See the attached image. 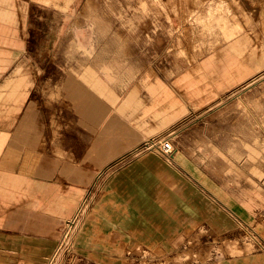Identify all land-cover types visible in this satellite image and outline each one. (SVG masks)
<instances>
[{
	"label": "rangeland",
	"instance_id": "1",
	"mask_svg": "<svg viewBox=\"0 0 264 264\" xmlns=\"http://www.w3.org/2000/svg\"><path fill=\"white\" fill-rule=\"evenodd\" d=\"M18 1L26 8V48L0 66V80L25 77L38 101L20 121L18 87L4 94L9 89L0 84V168L8 153L1 146L39 147L27 152L28 165L38 168L39 177L57 181L72 204L54 217L58 229L91 197L69 264H96L81 256L76 239L100 217L116 223L113 240L134 264H220L231 256L264 255V192L249 179H264V0ZM120 66L128 74L147 67L152 77L171 84L176 101L185 94L187 117L174 124L173 133L155 137L171 141L177 166L165 165L155 151L130 156L133 150L126 149L113 150L106 163L114 160L98 166L97 150L89 156L93 166L85 181H74L56 159L62 148L121 146L114 132L102 140L84 133L94 129L83 119L86 104L91 100L97 110L104 91L100 67ZM212 84L219 91L213 110L204 106ZM45 158L55 162L46 171ZM243 159L246 166L235 165ZM196 160L213 165H187ZM79 183L89 186L87 192ZM2 195L0 190V206Z\"/></svg>",
	"mask_w": 264,
	"mask_h": 264
},
{
	"label": "crops",
	"instance_id": "2",
	"mask_svg": "<svg viewBox=\"0 0 264 264\" xmlns=\"http://www.w3.org/2000/svg\"><path fill=\"white\" fill-rule=\"evenodd\" d=\"M0 1L4 4L3 7L0 5V45L6 47L0 50V66H2V64L15 60L19 52L26 48L24 43L26 8L18 0ZM24 65L26 69V64ZM10 69L11 67L7 70L10 71ZM18 69L19 71L23 69V63H19ZM149 71L146 67L128 74L121 66L113 70L100 67V84L104 91L99 94L97 110L91 106V100L84 108V126L94 129L93 134H90L87 129L84 133L92 136L97 134L102 140L114 132L121 146H66L62 148L65 153L56 159L65 164L62 168L65 175L73 178L74 181H85L93 166L89 162V156L95 151L98 150L97 165L103 163L106 167L114 160L106 163L113 150L130 151L149 138L169 135L175 131L171 130L174 124L187 117L188 105L185 94L182 99L178 96L176 101L171 84L163 78L152 77L148 74ZM25 83V77L0 80V84L9 89L4 90V94L10 93L14 86L18 87V101L22 103V107L15 108V110L22 112L20 121L27 107L38 101V94L34 93L32 98L31 88L25 86ZM211 86H214V90H211L210 102L204 106L211 104V110H213L216 106L213 103L219 100V91L218 84ZM106 91L110 93V98L104 94ZM209 114L212 117L214 112L211 111ZM1 148L2 151L8 153L2 155L3 166L0 168V190L3 192V205L0 206V264H46L56 248L59 237V229L58 225H55L54 217L67 213L72 206L71 200L60 195L57 181L39 177L38 168L28 165V158H31V154L28 157L27 152L39 150V147L6 145ZM11 152H18L14 154L16 160L11 159ZM147 153L150 154V152L143 154ZM158 157L169 167L176 165L174 159L172 162H166L162 157ZM54 164L55 162L49 158L42 161L44 171L52 168ZM187 165L197 168L213 164L196 160ZM235 165L246 166V159H243L241 164L235 161ZM260 166L264 168V162H260ZM72 167L82 169V175L80 172L77 174ZM249 179L259 182L264 192V179L252 178L250 175ZM243 181L245 182L246 179L244 178ZM66 182L72 183L69 180ZM28 187L31 189L28 190ZM88 187L81 183L77 185L79 190L86 189V192ZM206 191L209 192L210 197L216 198L213 191L207 189ZM28 199L34 202L31 203ZM43 199L49 201L43 202ZM60 199L66 201L60 203ZM51 200H54V204ZM231 212L238 215L232 209ZM117 230L116 223L102 220L101 217L99 223L87 222L76 239L81 256L88 262L96 264H134L130 256L123 255L121 252L120 241L113 240V233ZM131 241L133 243L134 240L131 239ZM220 264H264V255L231 256Z\"/></svg>",
	"mask_w": 264,
	"mask_h": 264
},
{
	"label": "built area",
	"instance_id": "3",
	"mask_svg": "<svg viewBox=\"0 0 264 264\" xmlns=\"http://www.w3.org/2000/svg\"><path fill=\"white\" fill-rule=\"evenodd\" d=\"M152 151H155L166 162H172L174 159L175 148L167 137L159 141L153 137L149 138L134 148L129 155L135 156ZM90 204L91 197L88 195L76 207L72 216L61 224L56 248L46 264H69L75 257V237L82 226ZM63 256H66L64 261L62 260Z\"/></svg>",
	"mask_w": 264,
	"mask_h": 264
},
{
	"label": "bare ground",
	"instance_id": "4",
	"mask_svg": "<svg viewBox=\"0 0 264 264\" xmlns=\"http://www.w3.org/2000/svg\"><path fill=\"white\" fill-rule=\"evenodd\" d=\"M155 156V155H154ZM145 159H146V157H145ZM152 159V158H151ZM153 160V159H152ZM145 161V160H144ZM143 162V161H142ZM153 162V161H152ZM163 166V165H162ZM171 167H173L172 165H171ZM143 169V168H142ZM141 170V169H140ZM151 175V174H150ZM134 176H135V174H134ZM131 177V176H130ZM133 178V177H132ZM193 178V177H192ZM162 180V179H161ZM150 181V180H149ZM133 182V181H132ZM171 185H173V184H171ZM177 185V184H176ZM146 186V185H145ZM144 186V187H145ZM160 187H161V185H160ZM147 188H149V187H147ZM159 188V187H158ZM164 188V187H163ZM126 189V188H125ZM173 189H174V187H173ZM145 191V190H144ZM178 191V190H177ZM158 192V191H157ZM160 192V191H159ZM179 192V191H178ZM134 194V193H133ZM136 194V193H135ZM159 194V193H158ZM180 195V194H179ZM124 196V195H123ZM160 196V195H159ZM135 197V196H134ZM154 197V196H153ZM158 199V198H157ZM170 199V198H169ZM136 200V199H135ZM138 200V199H137ZM81 201V200H80ZM161 201H162V199H161ZM166 201V200H165ZM164 201V202H165ZM131 202V201H130ZM136 204V203H135ZM140 204V203H139ZM160 204V203H159ZM168 204H169V202H168ZM172 204V203H171ZM175 204V203H174ZM98 206V205H97ZM161 206H163V205H161ZM98 210V209H97ZM96 210V211H97ZM124 210H125V208H124ZM126 211V210H125ZM148 212V211H147ZM145 213V212H144ZM117 215V214H116ZM140 215V214H139ZM144 215V214H143ZM185 215V214H184ZM121 216V215H120ZM92 216H90V218H91ZM116 217V216H115ZM178 217V216H177ZM103 220V219H102ZM127 222V221H126ZM216 222V221H215ZM226 222V221H225ZM150 223V222H149ZM189 223V222H188ZM220 224V223H219ZM123 225V224H122ZM132 225V224H131ZM223 225V224H222ZM83 226V225H82ZM124 226V225H123ZM157 227V226H156ZM173 228V227H172ZM216 228V227H215ZM216 230V229H215ZM220 230V229H219ZM158 231V230H157ZM141 236V235H140ZM144 237V236H143ZM147 242V241H146ZM152 244V243H151ZM233 245H234V243H233ZM232 246V245H231ZM235 247V246H234ZM236 248V247H235ZM233 249V248H232ZM55 250V249H54ZM236 251V250H235ZM239 251V250H238ZM237 251V252H238ZM241 252V251H240ZM238 255H239V253H238Z\"/></svg>",
	"mask_w": 264,
	"mask_h": 264
}]
</instances>
